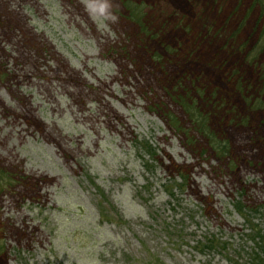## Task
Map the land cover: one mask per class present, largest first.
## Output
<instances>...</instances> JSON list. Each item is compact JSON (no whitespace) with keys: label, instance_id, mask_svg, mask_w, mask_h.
<instances>
[{"label":"rangeland","instance_id":"1","mask_svg":"<svg viewBox=\"0 0 264 264\" xmlns=\"http://www.w3.org/2000/svg\"><path fill=\"white\" fill-rule=\"evenodd\" d=\"M0 170V264H243L264 0H0Z\"/></svg>","mask_w":264,"mask_h":264},{"label":"trees","instance_id":"2","mask_svg":"<svg viewBox=\"0 0 264 264\" xmlns=\"http://www.w3.org/2000/svg\"><path fill=\"white\" fill-rule=\"evenodd\" d=\"M212 147L216 153L226 149L224 146V143H222L220 140H216ZM0 172H2L0 170ZM3 174H6L2 172ZM238 205H235L238 212H240L243 217L246 218L247 221L251 222L249 220L250 210L249 206L244 205L243 203H237ZM253 211H257V209H254ZM253 223V222H251ZM250 231L253 233L250 240L253 242L254 246L252 247V252L249 253V257L246 259V261L243 264H264V234L259 230L258 228H252ZM207 244L205 246H202V251H205L206 249H213L215 247H218V242L213 239L207 240Z\"/></svg>","mask_w":264,"mask_h":264}]
</instances>
